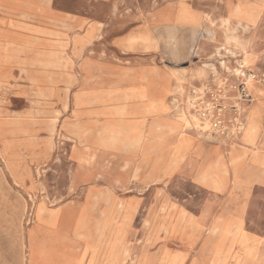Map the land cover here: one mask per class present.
Returning a JSON list of instances; mask_svg holds the SVG:
<instances>
[{
    "label": "rangeland",
    "instance_id": "obj_1",
    "mask_svg": "<svg viewBox=\"0 0 264 264\" xmlns=\"http://www.w3.org/2000/svg\"><path fill=\"white\" fill-rule=\"evenodd\" d=\"M58 3L88 6L86 0ZM165 3L182 5L181 0H135L160 10ZM187 5L200 12L202 25L159 30L156 53L138 52L144 50L140 47L116 63L126 72L125 81L139 83L148 95L144 99L151 97V109H129L134 105L127 103L138 96L121 94L125 100L113 97L123 110L102 111L97 107L101 80L88 78L93 107L88 110V187L115 188L113 198L123 202L119 213L126 229L138 232L147 264L187 262L202 242L212 241L214 226L231 209L234 176L243 172L241 160H231L230 154L240 147V135L251 140L256 131L244 122L252 90H264V0H188ZM9 65L0 73V102L9 111L24 112L43 100L53 104L51 93H30L28 80ZM66 103L63 116L24 144L26 171L17 178L8 173L0 143V264H34L36 217L75 199L59 190L67 187L73 147ZM138 121L144 125L140 137L133 130ZM97 194L94 200L100 202ZM262 197L255 194L252 213L261 209ZM37 208L42 209L38 215ZM116 208H110L112 214ZM104 209L95 202L88 207L93 215ZM46 252L45 261L52 264L50 248Z\"/></svg>",
    "mask_w": 264,
    "mask_h": 264
},
{
    "label": "crops",
    "instance_id": "obj_2",
    "mask_svg": "<svg viewBox=\"0 0 264 264\" xmlns=\"http://www.w3.org/2000/svg\"><path fill=\"white\" fill-rule=\"evenodd\" d=\"M86 2L88 6L77 8L60 5L58 0H0V73L10 64L28 80L30 93L37 89L42 95L51 93L53 102L43 100L24 112L9 111L0 102V143L10 162L8 173L17 178L26 171L24 144L63 116L67 101L65 125L73 147L68 153L67 187L59 190L74 193L75 199L36 217L31 233L34 264H50L45 261L48 248L52 264H147L138 232L126 229L124 214L119 213L123 202L113 198L115 188L88 187V110L93 109L88 106V78L101 80L97 107L102 111L123 110V103L113 97L121 94L138 96L127 103L134 105L129 109H151V97L144 99L148 95L139 83L125 81L129 78L116 63L136 48L150 56L156 53L159 30L195 28L203 22L200 12L188 7V0L175 7L165 3L164 10L136 5L135 0ZM86 48L88 54H83ZM252 95L244 122L256 131L251 140L240 135V147L230 154L231 160L243 163V172L234 174L231 209L214 226L212 241L202 242L187 262L179 264H264V90H252ZM119 100L125 99L121 95ZM143 126L141 121L133 126L139 137ZM95 191L102 197L100 202L94 200L99 195ZM258 192L263 196L261 209L252 213ZM94 202L105 208L102 214L89 213ZM112 206L117 207L116 214Z\"/></svg>",
    "mask_w": 264,
    "mask_h": 264
},
{
    "label": "bare ground",
    "instance_id": "obj_3",
    "mask_svg": "<svg viewBox=\"0 0 264 264\" xmlns=\"http://www.w3.org/2000/svg\"><path fill=\"white\" fill-rule=\"evenodd\" d=\"M43 209L45 210V208H44V207H43ZM41 211H42V209H40V208H37V209H36V213H35V214H36V215H38V214H40V212H41Z\"/></svg>",
    "mask_w": 264,
    "mask_h": 264
}]
</instances>
